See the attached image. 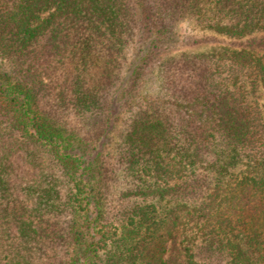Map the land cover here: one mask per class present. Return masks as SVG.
Segmentation results:
<instances>
[{"label": "trees", "instance_id": "1", "mask_svg": "<svg viewBox=\"0 0 264 264\" xmlns=\"http://www.w3.org/2000/svg\"><path fill=\"white\" fill-rule=\"evenodd\" d=\"M0 264H264V0H0Z\"/></svg>", "mask_w": 264, "mask_h": 264}, {"label": "rangeland", "instance_id": "2", "mask_svg": "<svg viewBox=\"0 0 264 264\" xmlns=\"http://www.w3.org/2000/svg\"><path fill=\"white\" fill-rule=\"evenodd\" d=\"M178 34L180 37V40L185 39L186 37H191L193 39H201L202 37H205V32L202 28L198 27V26H194L193 24L183 21L178 25ZM219 41H214L212 40L211 43H204L201 44L200 46H196L195 48H187L185 45L181 44L175 51L178 53H182L184 51H189V52H197L200 54H210L211 52H215L216 50H219L222 47H225L226 45V39H219ZM177 53V54H178ZM122 125H119L118 128H116L115 130L117 131H122L121 129ZM45 173L49 172V169L46 168L44 169ZM60 173H57V175L55 174V176H60ZM61 180V179H60ZM61 192L64 194L65 191V186L60 187ZM58 226L59 224H61L59 221H57ZM181 240V238L179 237L178 239V243ZM58 245V250H54L52 252V250L50 248H46V247H42L41 251H39V253L41 254V252H45L47 254H49V258H47L46 256L44 257H39V254L36 255V261H45V259H50V256L53 258L55 255H58L60 257L66 254V250H68L65 246V243L62 242H57ZM38 256V257H37ZM43 256V255H42ZM41 258V259H40ZM183 260V258H182ZM185 262V261H184Z\"/></svg>", "mask_w": 264, "mask_h": 264}]
</instances>
